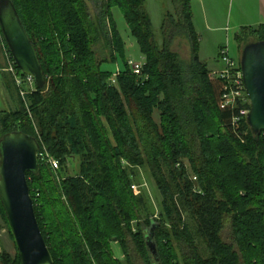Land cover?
I'll list each match as a JSON object with an SVG mask.
<instances>
[{
  "label": "trees",
  "instance_id": "1",
  "mask_svg": "<svg viewBox=\"0 0 264 264\" xmlns=\"http://www.w3.org/2000/svg\"><path fill=\"white\" fill-rule=\"evenodd\" d=\"M10 1L36 49L45 88L34 84L27 96L31 118L22 103L0 114V139L21 131L58 162L53 170L38 161L39 173L26 175L53 264H134L129 241L145 264H155L145 245L148 228L156 264H264V132L254 135L240 116L248 103L224 105L225 82L199 61L191 0H171L178 19L167 14L161 48L145 0ZM113 8L145 57L140 76L128 65ZM177 34L190 42L188 66L171 50ZM248 35L253 40L241 50L264 41V24L237 39ZM119 59L112 83L117 71L107 66ZM68 158L78 164L74 176L62 174ZM138 168H147L159 194L157 217L145 191L134 192ZM0 215L10 232L1 203ZM0 264H20L18 253L0 252Z\"/></svg>",
  "mask_w": 264,
  "mask_h": 264
},
{
  "label": "water",
  "instance_id": "2",
  "mask_svg": "<svg viewBox=\"0 0 264 264\" xmlns=\"http://www.w3.org/2000/svg\"><path fill=\"white\" fill-rule=\"evenodd\" d=\"M0 33L19 71L31 76L38 89L45 76L36 49L10 0H0ZM240 70L249 112L246 122L254 135L264 132V41L246 44L240 55ZM38 141L21 131L0 139V203L17 249L20 264H53L35 215L26 175H37ZM145 236L149 256L158 262L154 229Z\"/></svg>",
  "mask_w": 264,
  "mask_h": 264
},
{
  "label": "rangeland",
  "instance_id": "3",
  "mask_svg": "<svg viewBox=\"0 0 264 264\" xmlns=\"http://www.w3.org/2000/svg\"><path fill=\"white\" fill-rule=\"evenodd\" d=\"M191 15L194 31L198 37V59L205 64L213 76L212 71L221 69L223 66L218 61V52L221 48H227L229 55L239 62L241 55V47L247 40H253L249 35L245 40L239 42L237 36L244 32H248L258 27V4L256 0H191ZM144 11L150 18L151 30L153 33L155 43L161 48L163 46L164 35L162 31L164 20L167 14H171L172 18L177 21V11L171 0H145ZM92 13V11L90 10ZM113 20L116 24L117 30L123 40L125 56L128 61H133L137 64L144 65L145 57L140 53L139 47L129 32L123 14L118 8L111 10ZM245 29V30H243ZM171 50L176 53L184 65L188 66L191 63V45L188 39L183 35L177 34L171 42ZM5 66L6 61L3 56ZM108 57V52H104ZM122 67V61L113 65H108L112 71H118ZM213 69V70H212ZM113 77V75H112ZM111 77V78H112ZM111 80V79H110ZM154 120L159 122V115L155 112ZM185 167L189 170V175L193 182L195 179L190 171V166L187 160H183ZM66 170H63V176H74L78 171V164L71 159H67ZM133 189L137 194L140 191H145L153 203L155 209V217H157V200L159 201V194L155 184L148 172L147 168L135 169L132 176ZM150 229L145 231V235H149ZM230 229L227 228L223 237L227 242H230ZM131 257L134 264H145L138 253L135 251L132 242H128ZM112 252L115 258L123 260V253L121 247L116 244H111ZM0 252H5L11 257L17 254L14 240L10 236V232L6 223L0 215ZM154 261V258H152ZM152 261V262H153ZM154 264V262H153Z\"/></svg>",
  "mask_w": 264,
  "mask_h": 264
},
{
  "label": "built area",
  "instance_id": "4",
  "mask_svg": "<svg viewBox=\"0 0 264 264\" xmlns=\"http://www.w3.org/2000/svg\"><path fill=\"white\" fill-rule=\"evenodd\" d=\"M0 51L3 53V56L6 61V66L4 70L12 76L13 82L17 88L20 101L29 116V101L27 96L35 91L34 80L31 76L23 75L19 69L16 67L12 56L6 46V43L0 33ZM218 61L223 65V68L219 71L213 72V76L220 78L225 82L224 92H223V101L224 105H244L245 103L249 104V101L246 97L244 84L242 80V74L240 70V64L234 60L228 53L227 48H221L218 53ZM128 65L132 71V74L136 76L141 75L142 65L137 64L133 61H128ZM118 75V71L113 74L111 82L115 83V78ZM240 107L239 114L241 117L246 118L249 109ZM240 118H235L234 122L238 121ZM40 150L38 152L37 158L38 161L48 165L53 170H58V162L52 158L45 147L40 141H38ZM195 179V178H194Z\"/></svg>",
  "mask_w": 264,
  "mask_h": 264
},
{
  "label": "crops",
  "instance_id": "5",
  "mask_svg": "<svg viewBox=\"0 0 264 264\" xmlns=\"http://www.w3.org/2000/svg\"><path fill=\"white\" fill-rule=\"evenodd\" d=\"M256 1L258 4L257 23L258 25H261L264 24V0H256ZM4 68H5V62L0 54V114L12 113L17 111L20 108V103H21L12 76L9 73H7L4 70ZM219 70H215V71H219Z\"/></svg>",
  "mask_w": 264,
  "mask_h": 264
},
{
  "label": "bare ground",
  "instance_id": "6",
  "mask_svg": "<svg viewBox=\"0 0 264 264\" xmlns=\"http://www.w3.org/2000/svg\"><path fill=\"white\" fill-rule=\"evenodd\" d=\"M120 73V72H119ZM60 169V168H59Z\"/></svg>",
  "mask_w": 264,
  "mask_h": 264
}]
</instances>
